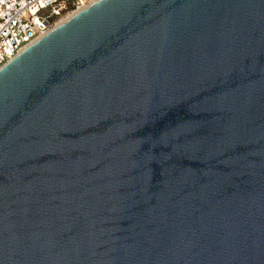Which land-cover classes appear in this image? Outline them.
Wrapping results in <instances>:
<instances>
[{"label":"water","instance_id":"95a60500","mask_svg":"<svg viewBox=\"0 0 264 264\" xmlns=\"http://www.w3.org/2000/svg\"><path fill=\"white\" fill-rule=\"evenodd\" d=\"M0 264H264V0H93L2 66Z\"/></svg>","mask_w":264,"mask_h":264},{"label":"built area","instance_id":"2783aa9c","mask_svg":"<svg viewBox=\"0 0 264 264\" xmlns=\"http://www.w3.org/2000/svg\"><path fill=\"white\" fill-rule=\"evenodd\" d=\"M93 0H0V68Z\"/></svg>","mask_w":264,"mask_h":264}]
</instances>
